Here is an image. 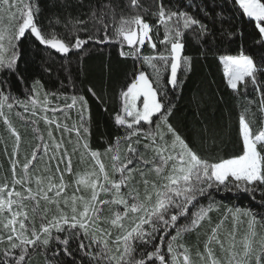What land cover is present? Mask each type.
<instances>
[{
    "label": "snow or ice",
    "instance_id": "obj_1",
    "mask_svg": "<svg viewBox=\"0 0 264 264\" xmlns=\"http://www.w3.org/2000/svg\"><path fill=\"white\" fill-rule=\"evenodd\" d=\"M60 3L64 19L56 15L45 30L38 0H0V121L12 138L9 151L0 137L9 161L0 179V264H30L37 253L46 264H264V232L256 228H264V211L228 209L232 229L222 238L223 221L218 223L203 250L197 246L193 252L182 240L206 218L210 222L213 192L231 191L230 183L260 193L264 203V0H151L147 7L142 0H100L75 15L69 0ZM76 4L85 6L84 0ZM243 17L255 29L250 46L218 54L244 39ZM53 24L62 25L67 38ZM29 37L65 61L70 54L79 61L92 46L112 43L120 46L121 57L133 59L130 83L120 92L113 116L120 134L103 151L89 144L91 111L85 95L42 91L38 80L23 98L14 95L11 77L25 83L18 62L20 42ZM146 42L154 55L141 54ZM188 45L201 56H217L234 93L247 96L251 90L258 97L248 104L261 114L259 127L253 128L247 118L251 108L245 107L239 116L242 148L229 158L202 155L172 122L170 93L180 88L178 72L191 69ZM88 92L106 103L91 87ZM50 97L62 98L63 105ZM14 109H23L16 115L33 125L38 141L23 154L21 134L9 118ZM71 109L77 110L78 124L69 127L55 118L59 112L67 119ZM39 120L47 125V138L36 127ZM53 129L75 133V143L67 141L71 151ZM121 144L126 145L123 151ZM77 153L85 166L74 169ZM202 198L208 199L207 206ZM241 217L247 228L238 239Z\"/></svg>",
    "mask_w": 264,
    "mask_h": 264
},
{
    "label": "trees",
    "instance_id": "obj_2",
    "mask_svg": "<svg viewBox=\"0 0 264 264\" xmlns=\"http://www.w3.org/2000/svg\"><path fill=\"white\" fill-rule=\"evenodd\" d=\"M73 7L69 9L75 15L77 11L87 12L89 3H99L100 0H84V7L80 8L76 0H69ZM106 2V0H105ZM145 6L151 5V0H142ZM191 3V0H188ZM41 14L39 22L48 28V21L54 20L59 15L64 19V9L60 0H38ZM150 23L155 24V19L145 16ZM248 18L243 17L240 27L244 32V39H237L230 45H225L218 54H236L241 47H248L251 44V36L255 29L247 22ZM5 23L7 21L5 20ZM55 31L61 37L67 38L62 25L53 24ZM155 31V30H154ZM163 28L159 30V39H163ZM153 39L157 37L154 35ZM86 47H88L86 45ZM163 45L157 43V50L161 51ZM124 50L128 51L125 45ZM120 46L116 43L102 44L92 46V50L77 60L75 55L70 54L69 60L65 61L62 56L48 50L40 45L34 38L29 37L20 42L21 59L18 62L20 73L25 78V83L21 84L15 76L11 77L12 89L14 95L23 98L24 90L31 85L34 80L40 81L42 91L64 93L69 97L71 95H85L89 102L91 111V135L89 144L92 149L103 151L113 138L120 134L119 129L113 121L114 114L119 110V94L130 83L134 62L131 57L124 58L119 55ZM141 54L145 56L154 55V50L146 42L141 49ZM185 54L192 57L191 69L186 73L182 69L178 72V80L181 81L179 90H173L170 93L175 102V109L172 119L173 124L178 127L181 133L191 145L196 147L200 153L210 159L218 157L229 158L238 154L242 148V139L239 133V116L245 107H250L251 111L247 118L256 129L259 127L261 114L255 104L249 106L248 101L257 100L258 97L251 93L246 96L243 91L234 93L226 83L227 78L223 74V66L218 61L217 56H201L196 47L186 46ZM217 54V55H218ZM144 69L151 73V68L147 64ZM51 69V71H46ZM91 87L98 96L106 103L101 104L95 99L88 89ZM54 104L63 105L64 100L56 97H50ZM70 102V100L68 101ZM106 109V110H105ZM16 111L23 112V109H14L9 113V118L13 126L20 132L22 141L20 145L21 154L30 152L32 147L38 142L33 132V125L16 115ZM252 113H255V120L252 119ZM52 117V113H48ZM67 119L64 113H56L55 118L62 123H67L69 127L73 123L78 124V114L76 109L68 110ZM36 119V118H31ZM47 138V125L43 120H39L36 125ZM54 134L59 137L64 136L65 145L71 151L73 144L67 143L69 139L75 143V133H61L53 129ZM0 137L4 138L9 151H11L12 138L6 130V126L0 121ZM126 148L121 144V150ZM74 169L83 168L79 154L73 155ZM9 161L4 152V143L0 142V179L7 173ZM66 179H70L66 177ZM231 191H214L212 200L215 204L213 210L209 213V219L206 218L201 226L189 233L183 234L182 240L193 252L198 246L203 250L204 241L211 229L221 222L228 209L233 211L239 207L241 209H252L254 213L264 211V203L260 193H250L237 189L234 184H229ZM208 199H201V204L207 206ZM105 209V215H108ZM227 219L230 217L227 215ZM182 222V221H181ZM180 223V222H178ZM228 223V222H227ZM38 226V225H37ZM258 232H264V228L258 224ZM115 234V231H114ZM219 253V251H217ZM30 264H46L43 254H34Z\"/></svg>",
    "mask_w": 264,
    "mask_h": 264
},
{
    "label": "rangeland",
    "instance_id": "obj_3",
    "mask_svg": "<svg viewBox=\"0 0 264 264\" xmlns=\"http://www.w3.org/2000/svg\"><path fill=\"white\" fill-rule=\"evenodd\" d=\"M85 166V165H84ZM226 216L222 218L221 221H223V227L222 229L220 230V235L221 237L223 238V235L226 231H230L232 229V225H233V217H232V214L231 213H226L225 214ZM227 215L230 217V220L227 219V222H226V217ZM241 223L239 224V233H238V239H239V236L241 234H243L245 231H246V228H247V225H246V222H243L244 221V218L241 217ZM217 251H219V249L217 248L216 249Z\"/></svg>",
    "mask_w": 264,
    "mask_h": 264
},
{
    "label": "water",
    "instance_id": "obj_4",
    "mask_svg": "<svg viewBox=\"0 0 264 264\" xmlns=\"http://www.w3.org/2000/svg\"><path fill=\"white\" fill-rule=\"evenodd\" d=\"M44 47V46H43ZM53 52H55L54 50H52ZM56 53V52H55Z\"/></svg>",
    "mask_w": 264,
    "mask_h": 264
}]
</instances>
